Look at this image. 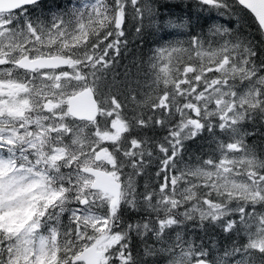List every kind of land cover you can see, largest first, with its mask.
Returning a JSON list of instances; mask_svg holds the SVG:
<instances>
[{"label": "snow or ice", "instance_id": "snow-or-ice-1", "mask_svg": "<svg viewBox=\"0 0 264 264\" xmlns=\"http://www.w3.org/2000/svg\"><path fill=\"white\" fill-rule=\"evenodd\" d=\"M262 128L264 0H0V264H264Z\"/></svg>", "mask_w": 264, "mask_h": 264}, {"label": "trees", "instance_id": "trees-1", "mask_svg": "<svg viewBox=\"0 0 264 264\" xmlns=\"http://www.w3.org/2000/svg\"><path fill=\"white\" fill-rule=\"evenodd\" d=\"M259 39V37H256ZM129 40L131 41L129 44V49L124 58L121 59V68L118 69L119 71H123V65L129 64L130 61L133 60L134 57L142 56L144 59L147 58L148 49L153 46L152 40L153 38L145 35L143 38V41L140 39L135 38L134 36V29L131 30L129 33ZM249 130H252V125H247ZM257 127H261L259 124ZM264 130V128H262ZM256 142L261 147H264V136L256 135L253 137H250L248 142L251 144L253 142ZM204 143L203 141L197 140L195 143L189 142V153H200V148L198 147L200 144ZM188 159V155H185V160ZM218 231V230H217Z\"/></svg>", "mask_w": 264, "mask_h": 264}]
</instances>
